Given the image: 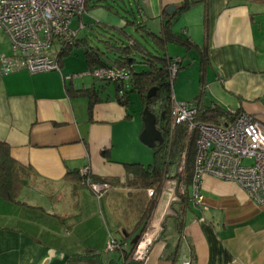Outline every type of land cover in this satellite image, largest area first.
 <instances>
[{"label": "crops", "instance_id": "1", "mask_svg": "<svg viewBox=\"0 0 264 264\" xmlns=\"http://www.w3.org/2000/svg\"><path fill=\"white\" fill-rule=\"evenodd\" d=\"M131 1L149 34L164 37L168 24L166 56L180 61L179 70L196 71L197 93L183 103L246 113L264 125V0ZM122 6L132 7L88 0L70 27L80 39L94 28L125 29ZM170 6L175 10L167 15ZM78 48L76 59L57 54L59 71L0 76V143L20 166L22 183L15 202L0 197V264H264V208L235 183L211 176L202 178L200 204L185 203L181 219L166 216L144 263L124 260L149 222L151 188L128 182L129 166L153 163L140 142L143 105L139 113L131 107L130 94L139 95L128 79L80 76L90 66ZM83 169L112 187L100 200L79 179ZM159 191L152 233L171 202L182 208L172 180ZM109 237L120 250L105 251Z\"/></svg>", "mask_w": 264, "mask_h": 264}, {"label": "built area", "instance_id": "2", "mask_svg": "<svg viewBox=\"0 0 264 264\" xmlns=\"http://www.w3.org/2000/svg\"><path fill=\"white\" fill-rule=\"evenodd\" d=\"M88 0H0V34L11 47V56H0V76L19 71L38 74L59 71L57 54L63 44L71 46L77 37V32L70 27L74 18L85 13ZM58 43V52L53 48ZM180 61L174 59L170 67L171 80H174ZM103 83L123 81L127 79L113 69L95 67L85 74ZM230 121L226 124L212 125L196 121L197 108L189 103H178L172 96L170 121L172 128L185 124L187 138L196 133V153L194 169L190 185L191 198L194 205L202 201L200 194L203 176H211L220 181L235 183L246 196L258 207L264 208V125L250 115L237 111H228ZM250 162L246 164L245 162ZM175 183L176 193L182 194L183 172L179 171ZM85 177V185L97 200L106 194L111 186L104 182L91 180L88 170L80 172ZM168 181V180H166ZM159 192L156 204L149 222L128 253L125 261L144 263L152 248L153 242L159 236L166 216H174L171 204L167 214L160 219L158 228L150 232L155 219V211L160 201ZM148 197L154 196L152 189L147 190ZM174 201V200H173ZM157 236V237H156ZM156 237V238H155ZM119 244L111 237L107 240L105 251L114 252ZM181 264H192L184 260Z\"/></svg>", "mask_w": 264, "mask_h": 264}, {"label": "trees", "instance_id": "3", "mask_svg": "<svg viewBox=\"0 0 264 264\" xmlns=\"http://www.w3.org/2000/svg\"><path fill=\"white\" fill-rule=\"evenodd\" d=\"M188 6V3L185 2L182 10H186ZM105 7L112 10L110 7ZM86 9L87 3L85 11ZM120 9L122 10L121 13L127 14L126 17L124 15L123 17L129 27L116 29L114 32L108 30H101V32L100 28H94L93 33L88 37H83L82 39L76 37L75 42L70 47L63 44V48L60 50L58 56H68L74 47L80 46L84 50L90 69L104 67L128 76L129 91L136 92L139 95L143 108L147 107L155 116L156 128L160 131L163 139L161 145H157L152 149L153 163L150 166H129L133 179H129L128 182L130 186L132 185L145 192L149 188L153 189L154 196L149 197L145 210L148 213L149 220L161 185L167 179L178 177V167L184 161V190L182 195L176 193L178 203L182 208L181 210L175 209V203L171 204L172 211L175 213L171 217L179 216L178 219H181L183 211H185V203L192 200L189 189L194 169L197 136L193 132L187 138V127L185 124H179L173 128L171 126L170 110L173 96V80H171L170 67L174 59L166 56L164 47L171 40L170 38L173 37H166L168 32L167 23H164L162 31L164 37L156 36L153 33L149 34L145 26L142 25L143 23H137L134 16L136 13L139 14V7L134 10L132 7L127 6L125 8L122 6ZM118 10L119 8H116V12L119 15L121 13ZM143 29L146 30L150 37H142L140 30L142 31ZM136 34L140 37H135L134 35ZM136 67H141V69L137 70ZM179 69L180 63L178 65ZM152 88L156 89L155 95L147 99V94ZM221 118L224 120L223 124H226V121H230L231 117L228 111L217 107L197 109V122L222 125L220 122ZM19 169L20 166L11 159L8 147L0 143V197L8 202H15L18 192L22 188V183L19 179ZM79 179L82 184H85V177L79 176ZM164 226L165 223L162 224L161 232H163ZM161 232L160 235L162 234ZM139 237H137L136 241ZM120 249L121 247L119 246L117 251Z\"/></svg>", "mask_w": 264, "mask_h": 264}, {"label": "rangeland", "instance_id": "4", "mask_svg": "<svg viewBox=\"0 0 264 264\" xmlns=\"http://www.w3.org/2000/svg\"><path fill=\"white\" fill-rule=\"evenodd\" d=\"M127 1L129 3V5L132 6V9H134V10L137 9L135 3H133L131 0H124V2L126 4H127ZM134 36L140 37L137 34ZM58 46H59V44L56 43L55 47L53 48L54 52H58V50H55L58 48ZM79 52H81L80 49L78 47H74L72 49L70 56H68L67 58H73V59L75 58L76 59L78 57ZM1 55H5V56H11L12 55L10 44L8 43V41L5 39V37L2 34H0V56ZM195 74H196V71H193L191 66L186 67L185 69L178 70L174 80L172 81V93H173L175 102L183 103V102H186V100L189 101L197 93V89L196 90L194 89ZM130 95H131V103H132L131 107L133 109H135L136 112L139 113V111L141 109V101L135 94H130ZM140 120H141V118H140ZM146 149H147L148 153L150 154V156L153 157V150L148 148V147H146ZM183 164H184V161L180 164V167H178V169H180L179 170L180 172L184 171V169H183L184 165ZM167 180L171 181L173 179H167ZM183 190L184 189L182 188V191ZM180 195H182V194H180ZM147 197H148V195H147ZM172 212H174V211H172ZM110 253H112V252H110Z\"/></svg>", "mask_w": 264, "mask_h": 264}, {"label": "water", "instance_id": "5", "mask_svg": "<svg viewBox=\"0 0 264 264\" xmlns=\"http://www.w3.org/2000/svg\"><path fill=\"white\" fill-rule=\"evenodd\" d=\"M174 10H175L174 7L170 6L167 8L166 14L170 15V13L174 12ZM155 92H156V89L152 88L147 94V99L153 97L155 95ZM141 121L143 123V130L140 135V142L144 146L150 149L155 148L157 145H161L163 142V139L160 134V131L156 128V118L148 110L147 107L143 108L141 112Z\"/></svg>", "mask_w": 264, "mask_h": 264}]
</instances>
